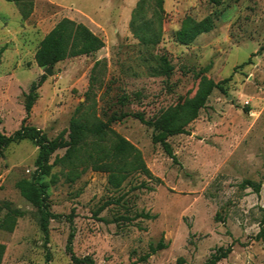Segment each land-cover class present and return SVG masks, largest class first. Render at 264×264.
<instances>
[{
  "label": "rangeland",
  "instance_id": "obj_1",
  "mask_svg": "<svg viewBox=\"0 0 264 264\" xmlns=\"http://www.w3.org/2000/svg\"><path fill=\"white\" fill-rule=\"evenodd\" d=\"M141 1L32 0L25 16L19 4L0 0V133L6 136L19 129L23 95L42 75L27 125L48 140L67 138L75 115L105 121L121 110L154 118L193 97L201 72L214 82L229 79L224 92L211 93L188 134L168 138L176 162L138 120L111 125L139 151L151 177L135 170L115 189L106 172L83 159L72 167L54 164L40 183L51 212L63 217L50 221L46 248L38 212L15 186L32 179L38 148L28 140L11 143L0 156V220L5 204L23 216L13 232L0 229L1 264H73L65 251V216L72 210L73 252L95 264H208L229 246L232 252L216 264H264L255 240L264 210V0H221L218 6L162 0V10L157 0H145L140 10ZM64 18L85 25L104 47L59 62L46 75L34 54ZM207 18L210 31L178 41L180 31ZM64 153L56 151L50 163ZM140 212L154 218H134ZM161 239L166 249L141 261Z\"/></svg>",
  "mask_w": 264,
  "mask_h": 264
},
{
  "label": "trees",
  "instance_id": "obj_2",
  "mask_svg": "<svg viewBox=\"0 0 264 264\" xmlns=\"http://www.w3.org/2000/svg\"><path fill=\"white\" fill-rule=\"evenodd\" d=\"M22 6L24 8L32 5V0H5ZM145 0L140 2L141 5ZM213 6H218L221 0H207ZM162 0H157V6L162 10ZM139 11V10H137ZM134 20L132 19V25ZM212 28V23L209 18L202 22L191 24L190 28L180 31L177 39L181 43L192 41L197 35L208 32ZM104 47V43L100 37L95 35L89 28L81 23H76L68 18L60 20L42 39L39 47L34 54V62L39 68L53 67L59 62L69 58L80 56H88L98 52ZM98 65L95 63L94 67ZM244 65V64H243ZM243 65L238 66L242 67ZM199 82L197 90L193 97L179 100L174 106L162 111L158 116L146 119L141 113H131L121 111L119 113L112 112L105 121L98 117L88 119L82 116H73L69 123V131L67 138L63 135L58 136L54 140H48L44 134L37 128L27 125V120L30 117L31 109L37 100V89L45 81V76L33 82L28 94H24V112L25 116L21 121L18 130L13 134L6 136L0 133V156H3L4 150L11 144L23 140H28L38 148V155L35 162V172L31 180L21 179L15 186L19 191L20 196L36 208L38 212V226L44 237V247L48 245L49 239V224L52 220H59L63 216L51 212L44 184L40 183L42 177H47L51 173V168L54 164H68L70 167L76 164V161L83 159V164L90 165L93 170L103 171L108 174V183L115 189L121 187L127 176L135 170H139L145 176L151 177L146 168L141 155L135 147L127 140L117 134L111 125L121 121L127 117H132L138 120L141 124L152 129L153 134L151 140L153 144H159L164 153L173 162H176V156L167 141L168 138L188 134L187 127L190 123L198 118L199 112L205 107V104L214 90L224 92L223 85L229 81L224 79L220 82H214L207 78L204 72L199 74ZM125 99V98H123ZM119 100L121 108L125 100ZM77 114V113H76ZM112 142L109 148L102 146L103 142ZM92 146L91 151L85 150L88 146ZM65 150L62 157L56 158L53 163H50L51 156L58 150ZM81 152L85 153L81 156ZM246 185L254 187L258 193L260 186H254L250 182H245ZM140 188L149 190L145 184H140ZM5 213L0 220V229L6 232H13L18 218L23 216V212L17 208H13L10 204H5ZM74 212L73 210L65 216L69 223V234L67 237L65 251L69 255L73 264H95L89 256L78 258L75 256L72 248L75 228L73 226ZM134 218L151 220L154 216L148 213L140 212ZM129 220V218H126ZM255 240L262 244L264 251V210L259 221V230L255 235ZM166 249L163 240H159L156 245L149 246V253L141 258L145 261L151 255L158 251ZM4 246L0 245V264ZM232 252V247L225 249L219 248L211 257L208 264H216L222 259H226ZM46 262L50 261L49 252L46 253Z\"/></svg>",
  "mask_w": 264,
  "mask_h": 264
},
{
  "label": "water",
  "instance_id": "obj_3",
  "mask_svg": "<svg viewBox=\"0 0 264 264\" xmlns=\"http://www.w3.org/2000/svg\"><path fill=\"white\" fill-rule=\"evenodd\" d=\"M51 72H52V68H51V67L46 68L45 71H44V73H45L46 75H50Z\"/></svg>",
  "mask_w": 264,
  "mask_h": 264
}]
</instances>
